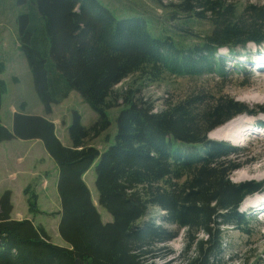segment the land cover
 Masks as SVG:
<instances>
[{"label":"trees","instance_id":"trees-1","mask_svg":"<svg viewBox=\"0 0 264 264\" xmlns=\"http://www.w3.org/2000/svg\"><path fill=\"white\" fill-rule=\"evenodd\" d=\"M175 2L185 18L211 23L201 41L186 44L179 39L183 33L171 29L157 33L145 17H121L102 0H17L24 7L18 17L20 48L46 114L75 90L98 118L88 127L74 111L68 126L71 145H66L54 122L38 114L14 113L8 129L0 102V143L39 139L56 162L58 231L68 244L55 243L32 219L12 218L7 190L0 196V264H172L155 259L166 258L168 253L161 252L181 229L187 236L206 235L192 240L196 255L185 264H222L223 228L247 231L239 207L247 195L264 189V181L233 182L231 172L240 164L227 158L238 149L206 136L248 111L245 104L202 90L158 111L152 100L126 92L119 95L124 103L113 144L101 151L88 142L110 126V95L129 75L147 69L155 77L214 74L225 79L228 70L219 49L264 42L261 5L237 9L227 0ZM6 91L0 78V98ZM93 166L99 204L112 215L108 222L84 179ZM30 206L39 211L36 204ZM155 208L162 212L159 219L146 220Z\"/></svg>","mask_w":264,"mask_h":264},{"label":"rangeland","instance_id":"rangeland-1","mask_svg":"<svg viewBox=\"0 0 264 264\" xmlns=\"http://www.w3.org/2000/svg\"><path fill=\"white\" fill-rule=\"evenodd\" d=\"M102 1L121 17L125 15L145 17L151 23V28L157 33H166L170 31L169 29L183 33L179 39L186 40V44L201 41L200 37L204 36L211 28V23L208 21L196 22V20L185 18V15L177 12L174 6L175 0ZM227 2H234L237 9H241L248 3L264 7V0H227ZM23 10L24 7L18 5L17 0H0V65L3 67V70L0 71V78L7 83V91L0 98L2 106L1 120L8 129H12L14 113L23 112L44 116L54 122L59 139L64 144L71 145L68 126L72 122L74 111L82 116V123L88 127L97 121L98 114L75 90L71 91L67 98L55 104L50 114H46L34 88L33 77L24 53L21 51L18 39V17ZM167 34L172 35L171 33ZM177 36L178 34L175 35V37ZM252 49H256L257 52H264V42L261 45L248 43L245 47L237 48L234 51L228 48L219 49L220 56L221 54L227 55L223 57L228 70V76L225 79H219L214 74L188 77L163 73L161 76L155 77L149 74L147 69L129 75L114 86L112 95H110L111 107L107 109L110 126L99 135L91 136L88 142L101 151L106 150L113 144L117 133L116 119L120 112V106L124 103L123 97L119 95L126 92L131 95L140 94L145 99L152 100L158 111L163 109L166 104L179 102L202 90L206 93L205 95L210 97L221 94L245 104L250 110L254 111L253 114H244L240 118H247L249 120L246 119V121L249 122L259 120V123H264V120L262 121L264 111L255 110L262 104L244 99V95L250 91L253 96L259 93L258 96L264 97L263 93L260 94L264 92L262 73L258 72L257 69L258 73L251 72L250 66L248 70H245L246 73L237 69V66H240L241 63L242 66L253 63L250 60H253L254 52H249ZM230 52L231 54H229ZM239 54H242V56ZM259 54L264 57V53ZM254 125L256 124L254 123ZM220 127L208 132L206 136L211 140L224 141L239 148L234 153H230L227 158L233 163L240 164L239 169L231 172L230 179L236 183L264 181V166H261L264 160L260 154L264 153V136H258L257 139L252 137L243 148L242 141L240 144H235L229 140L213 138V134ZM241 140L243 139L241 138ZM40 142L39 139L14 138L0 143V196L11 189L13 204L11 217L19 220L28 217L34 220L35 224H42L55 243L68 246L59 235L60 216L59 219H56L55 215L56 212L61 210V199L57 189L58 168L54 176V168L49 164L50 161L48 163L47 155L42 152ZM242 175L245 177L239 178ZM16 176L17 180L9 183V180L11 178L16 179ZM1 178H3L2 181ZM84 179L89 186L94 204L101 213L103 221H111L112 215L99 204L94 166L84 175ZM256 197L260 198L256 199L254 203ZM249 198H251V203L257 207L264 200V189L253 195L251 194ZM247 201L248 198L239 207L240 211L246 215L248 223L244 229H247V231L231 225L223 228L225 253L222 264H264V210L250 209L254 206L247 207ZM30 204H36L39 211H32ZM161 214L162 212L158 209H151L146 220H157ZM188 238L190 241H188ZM200 238H206V235L201 232L198 235L195 234V236L193 234L187 236L186 230L181 229L179 235L165 245L167 250L161 252V255L168 253L166 258L162 259L161 256H157L155 260L159 263L185 264L188 258L196 255L192 240ZM189 244L192 246H189Z\"/></svg>","mask_w":264,"mask_h":264},{"label":"bare ground","instance_id":"bare-ground-1","mask_svg":"<svg viewBox=\"0 0 264 264\" xmlns=\"http://www.w3.org/2000/svg\"><path fill=\"white\" fill-rule=\"evenodd\" d=\"M254 54H255V52H254ZM263 59H264V57H263ZM255 60H256L255 62L257 63L256 65L258 67L257 68L258 72L262 73L261 75H263L262 76V78H263L262 85H264V62H263V60H261V61H258L257 59H255ZM262 93L264 94V92H261L260 94L262 95ZM258 94L256 95L257 96L256 97V96H253L252 95V92L251 91L250 92H247L244 95V99L245 100H248L249 102H252L253 101V102L260 103V104H262V106H260L259 109H264V97L263 96L262 97L261 96H258ZM246 119H243V118H240L239 117V118H236L235 120L229 122L227 125L221 127L220 129H217L215 131V133L213 134L214 135L213 138H217V139L221 138V140H229L232 143L240 144L241 141H242L240 137H243L242 136V133L244 131V128H246L245 130L249 131V128L247 126H249V125H250V127L256 126V125H254V122L253 121L252 122H249V121H246ZM261 136H264V135H261ZM260 154H261V158L264 160V153H260ZM263 160L261 161V163L263 162ZM261 166H264V162L262 163ZM244 177L245 176L242 175L239 178H244ZM258 198H260V197H256L254 199V203H255V200L258 199ZM257 202H258V200L256 201V204H257ZM251 206H255V205L253 203L247 205V207H249V208ZM261 208L264 209V200L261 201L258 204V206H257V209H261ZM250 209H252V207Z\"/></svg>","mask_w":264,"mask_h":264},{"label":"crops","instance_id":"crops-1","mask_svg":"<svg viewBox=\"0 0 264 264\" xmlns=\"http://www.w3.org/2000/svg\"><path fill=\"white\" fill-rule=\"evenodd\" d=\"M1 110H2V107H1ZM1 114H2V111H1ZM40 144H41V147H42V152L45 154V155H47V161H48V163H49V161H50V165H52V167L54 168L53 169V171H54V176H55V174L57 173V165H56V163H55V161L53 160V158L48 154V152L46 151V149L44 148V145H43V143H42V141L40 142ZM91 170V169H90ZM46 171V170H45ZM48 176H49V173H48ZM16 179H10L9 180V183H12V182H14V180H17V176L15 177ZM2 179L3 178H1V181H2ZM1 183V182H0ZM56 188V187H55ZM9 190H11V189H9ZM13 211V210H12ZM55 212H56V210H55ZM50 213H51V210H50ZM56 215V219H59V215H57V214H55ZM26 218V217H25ZM28 218V217H27Z\"/></svg>","mask_w":264,"mask_h":264}]
</instances>
